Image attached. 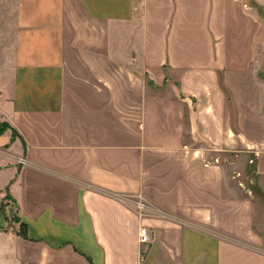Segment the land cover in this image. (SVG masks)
<instances>
[{
  "label": "crops",
  "instance_id": "obj_1",
  "mask_svg": "<svg viewBox=\"0 0 264 264\" xmlns=\"http://www.w3.org/2000/svg\"><path fill=\"white\" fill-rule=\"evenodd\" d=\"M261 201L264 0H0V264H264Z\"/></svg>",
  "mask_w": 264,
  "mask_h": 264
},
{
  "label": "built area",
  "instance_id": "obj_2",
  "mask_svg": "<svg viewBox=\"0 0 264 264\" xmlns=\"http://www.w3.org/2000/svg\"><path fill=\"white\" fill-rule=\"evenodd\" d=\"M252 157L248 160V165H254L255 162L261 157V152L259 151H252L251 153ZM136 210L139 214V216H142L143 212V206L141 203L137 202L135 204ZM138 242L142 245H147L149 242V236L148 232L144 227H141L138 232ZM143 257V253H141V258Z\"/></svg>",
  "mask_w": 264,
  "mask_h": 264
},
{
  "label": "rangeland",
  "instance_id": "obj_3",
  "mask_svg": "<svg viewBox=\"0 0 264 264\" xmlns=\"http://www.w3.org/2000/svg\"><path fill=\"white\" fill-rule=\"evenodd\" d=\"M261 204L264 207V202L261 201ZM3 212L4 215L7 217V220L9 223H17L18 224V229L22 232L23 226H19V222L17 220V211H16V206L15 203L12 202L11 200H7L3 203Z\"/></svg>",
  "mask_w": 264,
  "mask_h": 264
},
{
  "label": "trees",
  "instance_id": "obj_4",
  "mask_svg": "<svg viewBox=\"0 0 264 264\" xmlns=\"http://www.w3.org/2000/svg\"><path fill=\"white\" fill-rule=\"evenodd\" d=\"M6 199H7V200H10V199L8 198V196H7ZM21 234H22V235L24 234V226H23V230H22Z\"/></svg>",
  "mask_w": 264,
  "mask_h": 264
}]
</instances>
